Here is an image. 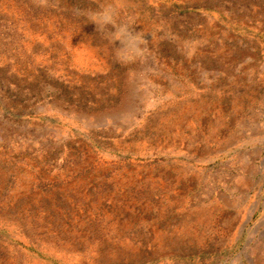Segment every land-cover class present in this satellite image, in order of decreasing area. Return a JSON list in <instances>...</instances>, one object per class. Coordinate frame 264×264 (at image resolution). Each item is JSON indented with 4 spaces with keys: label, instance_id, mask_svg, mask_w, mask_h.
Returning a JSON list of instances; mask_svg holds the SVG:
<instances>
[{
    "label": "rangeland",
    "instance_id": "1",
    "mask_svg": "<svg viewBox=\"0 0 264 264\" xmlns=\"http://www.w3.org/2000/svg\"><path fill=\"white\" fill-rule=\"evenodd\" d=\"M0 264H264V0H0Z\"/></svg>",
    "mask_w": 264,
    "mask_h": 264
}]
</instances>
